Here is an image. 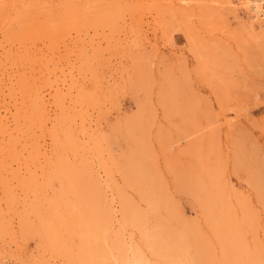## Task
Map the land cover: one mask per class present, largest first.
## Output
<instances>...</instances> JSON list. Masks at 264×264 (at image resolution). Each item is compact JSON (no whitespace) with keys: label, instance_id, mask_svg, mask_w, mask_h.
Returning <instances> with one entry per match:
<instances>
[{"label":"rangeland","instance_id":"rangeland-1","mask_svg":"<svg viewBox=\"0 0 264 264\" xmlns=\"http://www.w3.org/2000/svg\"><path fill=\"white\" fill-rule=\"evenodd\" d=\"M0 264H264V20L0 0Z\"/></svg>","mask_w":264,"mask_h":264},{"label":"built area","instance_id":"built-area-1","mask_svg":"<svg viewBox=\"0 0 264 264\" xmlns=\"http://www.w3.org/2000/svg\"><path fill=\"white\" fill-rule=\"evenodd\" d=\"M250 3L253 4L251 12L264 17V0H250Z\"/></svg>","mask_w":264,"mask_h":264},{"label":"bare ground","instance_id":"bare-ground-1","mask_svg":"<svg viewBox=\"0 0 264 264\" xmlns=\"http://www.w3.org/2000/svg\"><path fill=\"white\" fill-rule=\"evenodd\" d=\"M238 1L241 2V3L247 4L248 9L251 11V9L253 7V4L250 3V0H238ZM252 14H253V17H257L259 19H263L264 20V17L258 16V14H254V13H252Z\"/></svg>","mask_w":264,"mask_h":264}]
</instances>
